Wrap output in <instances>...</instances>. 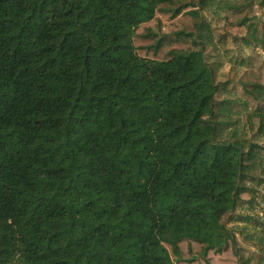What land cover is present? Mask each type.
I'll return each mask as SVG.
<instances>
[{"label":"trees","instance_id":"trees-1","mask_svg":"<svg viewBox=\"0 0 264 264\" xmlns=\"http://www.w3.org/2000/svg\"><path fill=\"white\" fill-rule=\"evenodd\" d=\"M166 1L0 0V264H214L228 251L221 220L254 153L218 141L230 108L202 37L137 33Z\"/></svg>","mask_w":264,"mask_h":264},{"label":"rangeland","instance_id":"rangeland-1","mask_svg":"<svg viewBox=\"0 0 264 264\" xmlns=\"http://www.w3.org/2000/svg\"><path fill=\"white\" fill-rule=\"evenodd\" d=\"M178 8L185 10L174 17ZM196 11L198 16L193 15ZM172 24L205 41V61L220 87L217 102L230 108L226 116L214 118L220 130L218 141L240 138L245 140L244 151L252 148L254 153L247 161L248 177L242 180L246 191L221 220L229 232L228 251L214 258V264H264V130L260 131L264 100L250 93L253 84L264 85V0H167L155 20L137 33ZM241 24L245 34L237 32ZM188 245V241L181 244L182 253L188 252ZM191 264L211 263L197 258Z\"/></svg>","mask_w":264,"mask_h":264}]
</instances>
